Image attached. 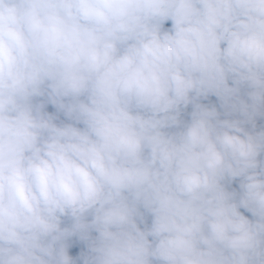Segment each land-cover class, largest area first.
Returning <instances> with one entry per match:
<instances>
[{"label": "clouds", "instance_id": "1", "mask_svg": "<svg viewBox=\"0 0 264 264\" xmlns=\"http://www.w3.org/2000/svg\"><path fill=\"white\" fill-rule=\"evenodd\" d=\"M0 264H264V0H0Z\"/></svg>", "mask_w": 264, "mask_h": 264}, {"label": "rangeland", "instance_id": "2", "mask_svg": "<svg viewBox=\"0 0 264 264\" xmlns=\"http://www.w3.org/2000/svg\"><path fill=\"white\" fill-rule=\"evenodd\" d=\"M212 99L215 100V97H213ZM48 111H50V112H54L55 109L53 108V106L49 105V106H48ZM234 186H235V185H234ZM246 214H247V213H246ZM73 251H74V250H71V249H70V254H72Z\"/></svg>", "mask_w": 264, "mask_h": 264}, {"label": "trees", "instance_id": "3", "mask_svg": "<svg viewBox=\"0 0 264 264\" xmlns=\"http://www.w3.org/2000/svg\"><path fill=\"white\" fill-rule=\"evenodd\" d=\"M166 26H170V22H169V24H168V25H166Z\"/></svg>", "mask_w": 264, "mask_h": 264}]
</instances>
